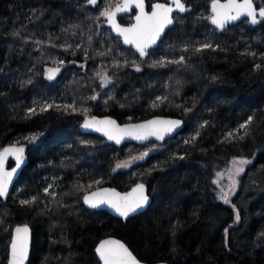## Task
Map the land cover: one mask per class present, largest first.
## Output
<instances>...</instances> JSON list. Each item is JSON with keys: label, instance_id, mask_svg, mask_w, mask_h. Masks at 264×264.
<instances>
[{"label": "trees", "instance_id": "trees-1", "mask_svg": "<svg viewBox=\"0 0 264 264\" xmlns=\"http://www.w3.org/2000/svg\"><path fill=\"white\" fill-rule=\"evenodd\" d=\"M184 1L191 12L177 18L183 22H177L150 54L151 59L184 55L188 65L153 68L148 66L149 58L141 60L113 35L104 18L97 29L93 18L108 0H100L97 8L86 0H0V151L17 142L28 150L26 167L13 192L6 200L0 197V264L8 263L13 229L25 224L33 229L29 264H100L95 248L107 236L122 239L141 261L150 264H264V237L260 235L264 233V67L254 68L255 64L264 66V20L256 25L244 20L221 32L207 19L212 0ZM254 1L264 6V0ZM69 24L80 25L72 30L75 35L62 31ZM15 31L20 37L12 35ZM50 36L56 45L67 42L73 49L83 47L75 54L48 47ZM25 38L45 44L25 43ZM205 40L223 50H179ZM109 47L111 55H97ZM117 53H123L118 57L121 61L136 60L143 70L137 72L131 65L110 67ZM49 56L65 61L62 75L53 81L44 76L46 68L55 66ZM102 64L109 65L103 70L113 77L107 88H100L94 78ZM29 77L32 83L22 85ZM93 89L100 99L86 100ZM108 95L115 99L105 104ZM164 95L168 100L152 107L156 97ZM45 100L59 104L75 100L78 107L89 109L87 116L111 115L121 123L155 115L179 117L185 127L162 144L116 147L96 135L81 133L85 116L78 112L52 108L26 116L27 108ZM185 108L192 110L185 112ZM250 116L251 135L225 141L226 134ZM205 121L207 127L201 129ZM197 130L199 139L185 144ZM33 135L38 137L34 143L25 140ZM144 151L149 154L129 169L114 170L117 162ZM185 153L184 160L173 159L174 154ZM238 157L252 163L237 177L232 203L224 204L218 199L220 190H227L228 169ZM13 165L10 161L9 167ZM140 182L148 186L152 203L126 222L83 204L84 194L95 188L126 191ZM49 184L55 201L43 192ZM88 184L92 187L87 188ZM32 196L38 197L36 204L20 205V200ZM233 204L241 214L239 223L234 220ZM173 225H177L175 237L170 231Z\"/></svg>", "mask_w": 264, "mask_h": 264}, {"label": "snow or ice", "instance_id": "snow-or-ice-1", "mask_svg": "<svg viewBox=\"0 0 264 264\" xmlns=\"http://www.w3.org/2000/svg\"><path fill=\"white\" fill-rule=\"evenodd\" d=\"M98 0H86L87 5L96 6ZM135 7L138 9V14L135 16V23L130 27H122L117 23L116 16L118 13L128 12L131 8ZM174 12L185 13L191 12V7L186 6L184 0H170V3H155L152 6L151 12L145 11V0H108L107 4L99 12V15L93 18L94 24L97 29L100 26V19L104 18V21L111 27V29L116 33L117 36L122 38V42L125 45H130L135 48L136 53H138L141 60L145 58L150 59L149 67H167L168 65H178V66H187L188 58L184 55L176 56H160L155 59H151V54L149 49L153 48L157 42L160 40L166 28L176 24L177 22H183L182 19L178 21L177 17L173 16ZM211 16L207 17L210 20L211 24L215 26L216 29L223 32L226 30V26L229 23L236 22L241 20L242 17L246 18L247 22L251 25L259 24L264 20V6H257L254 3V0H212L211 2ZM43 13L41 12V15ZM35 15V13H33ZM79 24H69L62 31L65 33L71 32L72 35L76 33L72 31L74 28H79ZM13 36L20 37V32L15 31L12 33ZM96 35H100L97 31ZM59 39V37H57ZM25 43L32 42L36 45L43 46L45 41L42 40H29L24 39ZM88 42L91 44L92 37L88 36ZM48 47L56 48L60 47L64 51H72L75 54V51H78L82 44L77 45L73 49V45L65 42L62 45H56L52 42V37H49L47 42ZM223 50L219 44H213L209 40L203 42H198L193 44L191 47L187 44L180 46L179 50L181 52H193L201 53L205 50ZM37 51H40L41 48H37ZM112 54V48L109 47L106 51L98 52L97 55L100 56H109ZM245 55H251L255 57L257 54L255 52H246ZM123 56V53H117L116 56H113L112 63L110 67H124V66H133L137 72L142 71V67L136 60L129 61L124 59L121 61L118 57ZM43 58V57H42ZM264 58V57H262ZM48 59L53 63V67H48L45 69L44 76L45 79L53 81L60 74L61 67L65 64L63 59L54 58L49 56ZM84 59L87 61L88 55L87 51L84 53ZM75 63V61H73ZM81 68L84 67V64L80 65ZM109 67V65H101V71L95 73V79L99 81L100 88H107L109 85L113 84V77L109 76L108 72L103 70ZM261 64H255L254 68L256 70L262 69ZM3 71V69H0ZM215 79V78H213ZM32 79L21 81L22 85L31 84ZM177 85L181 82L176 81ZM86 100H98L100 99V93L93 89V94L87 96ZM115 99L114 96L108 95L107 99L104 100V103L107 104L109 100ZM168 100V96H158L152 102V107H157L159 104L164 103ZM123 107V105H121ZM180 107V105H177ZM55 108L57 110H63L65 112L71 111L72 113H80L85 116V120L82 124L84 129H91L97 132H102L108 140L114 141L115 143H121L122 139L125 136L144 141L149 137H155L157 140H164L166 135L171 134L177 128H179L183 121L179 119L175 120H151L143 124H128L124 127H121L116 123L115 120L111 118H106L99 120L95 117H88L87 113L88 108L77 106V102L73 100L71 103H56L54 100L48 101L45 100L43 103H35L33 107L27 108L25 110L26 116L31 117L33 115H38L40 113L46 112L49 109ZM191 108H185V112H190ZM131 119V117H129ZM207 121L200 124V128L207 127ZM253 123V117H248L247 120L240 124L237 129L230 131L225 136V141L232 142L235 140H243L245 137L251 135L250 126ZM200 137V131L197 130L189 139L185 140V144H194L197 139ZM37 136L33 135L30 137H25L29 143H34L37 140ZM82 143L89 144V141H82ZM19 142L14 145H9L5 147L3 151H0V197L7 198L9 194V185L12 182V177L16 174L17 170L24 163V147L18 146ZM152 149H149L151 151ZM149 151H144L138 156H132L129 160L119 161L115 165V169L125 168L130 166L131 162L138 159H143L149 154ZM185 154H174L173 159L184 160L186 158ZM14 157L16 164L10 171L5 168V163L7 157ZM252 163V160L245 157L234 158L231 161V168L228 169V179L230 183L227 185V190L221 188L220 199L224 204H231L230 196L235 194L236 187L239 183L237 177L245 172V166ZM224 173H218V176H223ZM93 183L99 184L100 180H94ZM219 183V181H215ZM76 187L79 190L84 191L85 186L77 184ZM92 184H88L87 188H91ZM53 185L49 184L43 189V192L50 200H56V194L52 190ZM67 195V194H66ZM38 200L37 196H32L27 199H22L19 201L20 205L23 207H28L36 204ZM83 202L89 208L97 209L101 205H107L109 208L114 210L120 217L125 220L128 217L141 209L145 208L149 203V196L147 190L143 183L137 184L130 193H125L121 195L115 190L104 189L103 192H92L90 194H85L83 197ZM59 203V202H58ZM61 207H71V205H65L60 203ZM235 216L234 220L236 223L241 221V214L239 209L236 206L232 205ZM47 210H51L45 205ZM195 215V213H193ZM179 225V222H177ZM177 225H173L170 229L172 236L175 237ZM225 232V246L228 244V229L224 230ZM15 238L11 243V261L10 264H25L28 256V245H29V236L30 230L27 226L15 229ZM261 237H264V233L260 234ZM175 250V249H173ZM96 252L102 260L103 264H142V261L137 259L132 252L120 241L117 240H106L103 241L97 248Z\"/></svg>", "mask_w": 264, "mask_h": 264}, {"label": "water", "instance_id": "water-1", "mask_svg": "<svg viewBox=\"0 0 264 264\" xmlns=\"http://www.w3.org/2000/svg\"><path fill=\"white\" fill-rule=\"evenodd\" d=\"M166 1H167V3H170V0H166ZM221 2H224V0H221ZM156 3H166V2H159V1H157ZM254 3H255V1H254ZM154 4H155V3H154ZM99 5H100V0H98V3H97L96 6H91V5H89V6L92 7V8H97ZM186 6H187V5H186ZM132 10H136V11H137V14H138V11H139V10L136 9L135 7L131 8V10L128 11V12L118 13L117 16H116L117 23H119L122 27H130L131 25H122V24L120 23V21H119V18H120V17H123V16H125V15H129V14H131ZM145 11H147V12H151V11H148V9H147V3H146V0H145ZM175 13H179V12H174L173 15H174ZM186 13H187V12H185V13H179V14H181V15H185ZM137 14H136V15H137ZM136 15H135V16H136ZM244 20H246V18L242 17L241 20L236 21V22L229 23L227 26L237 25V24L241 23V22L244 21ZM134 23H135V17H134ZM134 23H133V24H134ZM106 25H107L108 27H110L107 23H106ZM173 27H174V25H172V26H170L169 28H166V29H165V31H164L163 35L161 36L160 40L157 42V44H156L153 48L149 49V52H150V50L155 49V48L158 47L159 43H160L161 40L164 38L166 32H167L169 29H172ZM110 28H111V27H110ZM112 31H113V30H112ZM113 32H114V31H113ZM114 34L116 35L115 32H114ZM116 36H117V35H116ZM124 45H125V44H124ZM125 46H126V47H132V46H130V45H125ZM133 48H134V47H133ZM134 49H135V48H134ZM137 54H138V53H137ZM145 59H147V58H145ZM145 59H144V60H145ZM62 72H63V71H62V68H61L60 74L56 77V79H58V78L62 75ZM56 79H55V80H56ZM88 117H95V118H97V119H99V120H103V119H106V118H111L112 120H115L116 123H117L118 125H120L121 127H124L125 125H128V124H143V123H147L148 121H151V120H175V119H179V120L183 121L182 125H181L179 128H177V129H176L175 131H173L171 134L166 135V136L164 137V140H162V141H161V140H157L155 137H149L147 140L140 141V140L132 139V138H129V137L125 136L124 139H122L121 143L117 144V143H115L114 141L108 140L107 137H106L102 132H97V131H94V130H91V129H84V128L82 127V124H83V122H84V120H85V118H84V120L82 121V123H81V125H80V131H81V133H83V134H93V135H96V136H98V137H100V138L106 140L109 144L114 145V146H116V147H123V146L126 145V144L143 145V144H146V143H149V142H158V143H161V144H162V143L166 142L167 140L176 137V136H177V135H178V134L184 129V127H185V123H184V120H183L182 118H179V117H173V116H166V115H155V116L149 117V118L144 119V120H141V121H132V122H125V123H121L117 118H115L114 116H111V115H102V116H101V115H93V116H88ZM10 145H14V144H10ZM8 146H9V145H7L6 147H8ZM18 146H23V147H24V163L20 166V168L17 170L16 174L12 177V182H11V184L9 185V194H8V196L13 192L14 187H15L17 181L19 180V178H20V176H21V174H22V172H23V170L25 169L26 164H27V160H26V158H25V154H26L27 148H26V146H24V145H18ZM1 151H3V150H1ZM10 161L14 164L12 167H9V162H10ZM15 164H16V161H15L14 157L9 156V157H7V160H6V163H5V168H6L7 170L10 171L13 167H15ZM140 183H143V182H140ZM137 184H139V183H137ZM137 184H135V185L132 186L129 190H126V191H122V190H120V189H118V188H116V187H111V186H101V187L95 188V189H93V190H91V191H88V192H86L85 194H90V193H92V192H101V193H102L104 189H112V190H115V192H118V193H120L121 195H123V194H125V193H130V192L132 191V189H133ZM143 184L145 185V188H146V190H147V194H148V196H149V203H148V205H147L145 208H143V209H141L140 211H138V212H136V213L130 215V216L128 217L127 220H125L124 218L120 217L119 214H117L114 210H112L111 208H109L107 205H101V207H99V208H97V209H92V208H89L86 204H84V202H83V204H84V206H85L87 209H89V210H94V211H106V212H108L110 215H112L113 217H116V218L122 220L123 222H126V221H128L130 218L135 217V216H137V215H140V214L144 213V212L149 208L150 204L152 203V197H151V195H150V193H149V188H148V186H147L145 183H143ZM85 194H84V195H85ZM8 196H7V197H8ZM83 197H84V196H83ZM2 198H3V197H2ZM4 200H6V198H4ZM25 226H27V227L29 228V230H30L29 245H28V256H27V260L25 261V264H29V262H30L31 255H32V248H33V229H32V227H31L29 224H25V225H18V226H16V227L13 229V232H12V238H11V242H10V245H9V258H8V263H7V264H10V261H11V243H12V240L15 238V235H16V233H15V229H16L17 227L23 228V227H25ZM106 240H117V241H120L121 243H123V244H124V245H125V246H126L131 252H132V254H133L137 259H139V258L133 253V251L130 249V247L127 245V243H126L125 241H123L122 239L116 237V236H107V237L103 238L102 240L99 241V243L97 244L96 248H97V247H98L103 241H106ZM96 248H95L96 256H97V258H98L100 264H103L102 260L100 259L99 255H98L97 252H96ZM139 260H140V259H139ZM140 261H141V260H140ZM142 264H150V263H147V262L142 261ZM155 264H169V263H167V262H158V263H155Z\"/></svg>", "mask_w": 264, "mask_h": 264}, {"label": "flooded vegetation", "instance_id": "flooded-vegetation-1", "mask_svg": "<svg viewBox=\"0 0 264 264\" xmlns=\"http://www.w3.org/2000/svg\"><path fill=\"white\" fill-rule=\"evenodd\" d=\"M157 1H159V2H166L167 3V1L166 0H146V3H147V9H148V11H151L152 10V6H153V4L154 3H156ZM185 2V1H184ZM186 3V2H185ZM186 5L187 6H189L188 5V3H186ZM92 8V7H91ZM137 14V11L136 10H132V12H131V14H129V15H125V16H123V17H120L119 18V21H120V23L122 24V25H132L133 23H134V17H135V15ZM174 17H179V16H181V14H179V13H175L174 15H173ZM106 23V22H105ZM107 26V25H106ZM176 26V24H174V27ZM108 27V26H107ZM108 28H110V27H108ZM111 29V28H110ZM170 30V29H169ZM168 30V31H169ZM111 31H112V29H111ZM168 31L166 32V34H165V36H164V38L161 40V42L159 43V45L162 43V41L165 39V37H166V35H167V33H168ZM112 33H113V35L114 36H116L115 34H114V32L112 31ZM117 38H119L121 41H122V38L121 37H119V36H116ZM123 43V42H122ZM123 45H124V43H123ZM158 45V46H159ZM125 46V45H124ZM126 47V46H125ZM127 48H131V49H133L134 51H135V49L133 48V47H127ZM156 49V48H155ZM152 50H154V49H152ZM152 50H150V52L152 51ZM136 52V51H135ZM25 146V145H24ZM27 148V147H26ZM28 151V150H27ZM27 151H26V154H27ZM26 154H25V158H26ZM27 160V159H26Z\"/></svg>", "mask_w": 264, "mask_h": 264}, {"label": "rangeland", "instance_id": "rangeland-1", "mask_svg": "<svg viewBox=\"0 0 264 264\" xmlns=\"http://www.w3.org/2000/svg\"><path fill=\"white\" fill-rule=\"evenodd\" d=\"M142 159H138V160H134V161H132L131 162V164H130V166H128V167H125V168H120V169H129L131 166H133L135 163H137V162H140ZM124 161V160H123ZM120 169H116V170H120Z\"/></svg>", "mask_w": 264, "mask_h": 264}]
</instances>
